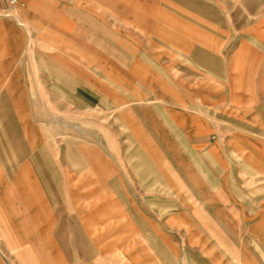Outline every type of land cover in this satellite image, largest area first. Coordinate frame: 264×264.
Masks as SVG:
<instances>
[{
	"label": "rangeland",
	"instance_id": "1",
	"mask_svg": "<svg viewBox=\"0 0 264 264\" xmlns=\"http://www.w3.org/2000/svg\"><path fill=\"white\" fill-rule=\"evenodd\" d=\"M0 19L24 39L0 71L69 181L47 208L57 264H264V0H22ZM131 205L144 233L124 232ZM27 246L1 263L36 264Z\"/></svg>",
	"mask_w": 264,
	"mask_h": 264
},
{
	"label": "crops",
	"instance_id": "2",
	"mask_svg": "<svg viewBox=\"0 0 264 264\" xmlns=\"http://www.w3.org/2000/svg\"><path fill=\"white\" fill-rule=\"evenodd\" d=\"M60 18L63 19L62 25H65L64 17ZM6 41L18 52L15 57L21 60L23 34L19 29L13 28L10 20L0 19V50ZM5 72L6 70L0 71V248L6 252L23 255L25 247L23 250L21 248L28 243L25 253L33 254L32 258L36 264H57L50 242L51 237L56 240L62 234V219L58 221L57 228L48 230L53 216L47 208L56 205L59 209L68 202L67 196L62 193L64 188L69 190L68 177L64 176V184H61V174L53 175L52 140L42 136L38 130L40 124L36 120H30V116L40 115L37 112L40 104L36 102L35 97L25 95L15 71ZM39 159L44 160L40 162ZM42 162H46V165L42 166ZM78 178L81 180V177ZM84 199L82 195L78 198L82 202L79 212L83 227H88V219L101 224L100 211L92 213V218L85 213L91 208L97 210V204L94 201L86 202ZM131 207L128 211L133 221L125 224L124 232L135 230L144 233L148 229L145 218L132 205ZM112 221L115 219L109 218L105 224ZM13 226H16V229ZM113 231L117 232V229H110L108 233L114 234ZM104 235H96L94 238L100 240Z\"/></svg>",
	"mask_w": 264,
	"mask_h": 264
},
{
	"label": "built area",
	"instance_id": "3",
	"mask_svg": "<svg viewBox=\"0 0 264 264\" xmlns=\"http://www.w3.org/2000/svg\"><path fill=\"white\" fill-rule=\"evenodd\" d=\"M21 0H0V9L5 10L10 7H15L20 4Z\"/></svg>",
	"mask_w": 264,
	"mask_h": 264
}]
</instances>
